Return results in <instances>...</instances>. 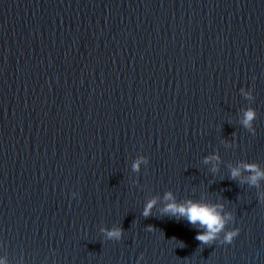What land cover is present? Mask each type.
<instances>
[{
	"label": "water",
	"instance_id": "1",
	"mask_svg": "<svg viewBox=\"0 0 264 264\" xmlns=\"http://www.w3.org/2000/svg\"><path fill=\"white\" fill-rule=\"evenodd\" d=\"M245 165L264 172V0H0L7 264H264ZM188 200L224 218L207 243L164 211Z\"/></svg>",
	"mask_w": 264,
	"mask_h": 264
},
{
	"label": "clouds",
	"instance_id": "2",
	"mask_svg": "<svg viewBox=\"0 0 264 264\" xmlns=\"http://www.w3.org/2000/svg\"><path fill=\"white\" fill-rule=\"evenodd\" d=\"M252 117L253 112L250 110L247 111L243 123L245 125H248ZM209 159L214 160L217 159V157H206V161ZM139 163L140 161H136L133 164V168H136ZM245 168L250 169L252 172V174L248 178L250 183L255 184L258 178L264 176V172L259 171L255 165H245ZM239 173L240 169L234 168L232 170L231 175L233 177H236L239 175ZM166 198L171 200V193H167ZM154 204V200L149 201L144 207L143 215L147 216L150 213ZM164 211L172 216L184 217L189 223H199V225L204 228V231L198 232L196 235V239L204 243H207L208 241L214 239L216 234L223 228L224 225V218L221 216L218 207L214 204L193 200H188L182 204H178L172 201L165 206ZM238 233L239 229H234L233 231L225 234L224 240L226 242H231L232 238ZM120 234L121 233L119 229H113L108 231L109 237L119 238ZM0 264H7L6 259L0 257Z\"/></svg>",
	"mask_w": 264,
	"mask_h": 264
}]
</instances>
